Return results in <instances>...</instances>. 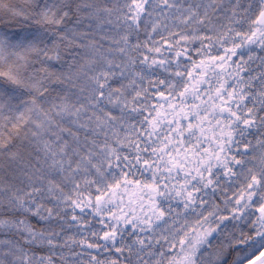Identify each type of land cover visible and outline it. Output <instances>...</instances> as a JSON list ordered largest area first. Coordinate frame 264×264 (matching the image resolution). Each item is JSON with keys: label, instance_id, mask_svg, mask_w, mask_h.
<instances>
[{"label": "snow or ice", "instance_id": "1", "mask_svg": "<svg viewBox=\"0 0 264 264\" xmlns=\"http://www.w3.org/2000/svg\"><path fill=\"white\" fill-rule=\"evenodd\" d=\"M0 264H264V0H0Z\"/></svg>", "mask_w": 264, "mask_h": 264}]
</instances>
